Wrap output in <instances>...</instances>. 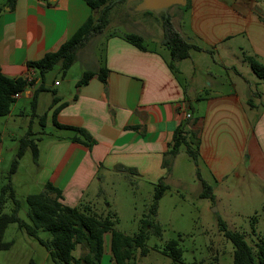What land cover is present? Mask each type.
I'll use <instances>...</instances> for the list:
<instances>
[{
    "label": "crops",
    "instance_id": "obj_1",
    "mask_svg": "<svg viewBox=\"0 0 264 264\" xmlns=\"http://www.w3.org/2000/svg\"><path fill=\"white\" fill-rule=\"evenodd\" d=\"M130 1L112 4L105 25L114 21L111 15L117 5L130 14ZM183 7L169 18L176 32L199 47L191 49L188 58L191 51L216 52L223 67L227 62L246 67L243 73L248 75L245 56L264 63V0H186ZM90 15L97 17L98 10L85 0H0V70L8 77L34 81L16 98L25 93L36 118L33 123L39 130L30 125L29 132L34 135L47 127L73 131L54 126L57 109V122L82 127L95 140L88 148L71 140L75 131L50 138L37 183L50 181L59 187L62 202L69 206L89 201L91 197L84 199V194L94 181L102 185L107 175L119 172L130 173L150 187L160 179L168 185L181 184L182 179H174L162 164L177 127L186 140L198 145L192 179L200 188L196 170L211 191L227 193L231 187L250 186L249 182L264 183V100L259 108L249 91L243 97L238 90L246 85L236 84L233 77H229L230 89L210 91L207 79L215 75L198 61L193 67H205L204 77L188 75V85L182 83L161 49L144 44L140 49L124 38V33L132 32L143 39L142 26L123 33H109L104 26L91 33L76 50L74 62L80 63V71L70 72L61 88L55 87L61 84L58 79L53 80L54 87L47 86L45 74L40 78L39 70L28 62L57 50ZM149 15L127 25H136V20L154 22L146 18ZM160 36L153 42L168 50L163 28ZM96 43L101 44L99 55ZM101 67L106 68L105 81L97 73ZM85 70L95 73L76 85ZM40 85L45 89L34 92ZM11 115L10 107L6 116ZM40 115H44L43 127Z\"/></svg>",
    "mask_w": 264,
    "mask_h": 264
},
{
    "label": "rangeland",
    "instance_id": "obj_2",
    "mask_svg": "<svg viewBox=\"0 0 264 264\" xmlns=\"http://www.w3.org/2000/svg\"><path fill=\"white\" fill-rule=\"evenodd\" d=\"M136 2L130 1V14L125 11L122 5H117V9H114L113 15H111L114 21L105 25L104 29L109 33H123L139 29L138 27L142 26L146 29L142 43L161 49L167 59L171 61L182 83L188 85V75L204 77L202 73L206 69L205 67L203 70L198 69L199 64L195 68L193 67V62L198 61L197 63L200 62L201 65H208L210 73L215 75L213 78L216 82L212 77L207 79L211 83L208 86L210 91L230 89L232 85L229 77H233L236 84L246 85L243 90L239 87L238 91H241L242 96L246 95L247 97L249 91L250 97L254 99L256 105L259 108L263 107L264 99H260V97L264 96V79L257 77L249 66L251 75L243 73L246 67H239L230 62H227V66L223 67L216 52L211 51L204 53L191 51V57L179 61L171 57L169 50L161 48L153 42V39L162 38L160 35L162 28L164 30L163 16L167 14L171 16L173 12L182 10L184 5H172L168 7L165 14L136 11L135 7L133 8ZM257 12L255 11V13ZM261 13L264 14V11L262 10ZM142 14H150V17H145L154 20V22L145 23V21L136 20V25H127L128 22H135V18H140ZM97 45L99 55L101 44L96 43V48ZM80 67L79 62H74L67 71L68 73L62 75L55 65L45 73L44 83L51 88L54 87L53 80L58 79L61 84L55 87L61 88L66 85L68 74L80 71ZM251 79H255L257 82H252ZM50 95V90L45 92L47 98ZM11 108V116H0V186L7 182L11 161L18 148V139L29 131L30 125H32L33 131L39 130V126L33 123L35 117L25 93H22L21 98L11 104ZM72 133L71 130L53 127H47L41 133L35 132L33 138L38 150L36 160L33 158L30 147L18 159L17 168L11 175V184L21 204L18 214L29 223L32 221L26 215L25 197L29 193L41 192L44 189V185L37 183L35 178L43 162L48 141L50 138ZM174 158L175 161L174 163L172 161L169 171L174 179H182L183 182L167 184L168 188L158 200L155 221L161 227V235L157 236L149 232L145 241L146 253L142 254L139 248H135L132 258L127 262L135 261L136 264H233V245L220 230L219 220L222 219L229 229L243 233L247 242L255 247L257 241L264 238V183L249 182L250 186L242 184L231 187L227 193L211 191V195L202 197L199 195L202 188L196 185L192 179L194 162L186 152L185 145L182 144L179 147ZM153 194L154 187L144 185L130 173L119 172L107 175L102 185L94 181L84 194V199L88 197L91 199L84 202L101 215L107 213L106 204H109L110 209L116 213L117 217V222L114 224L115 229L127 235H133L140 229V220L147 212L153 200ZM11 208L12 202L8 198L2 211L10 212ZM37 235L44 239H49L51 236L49 231L42 228L37 229ZM1 239L11 241L12 244L8 248L0 249V264H55L50 259L46 247L39 243L35 237L28 235L24 228H20L16 222H11L6 226ZM170 239H176L178 246L182 249V256L177 261H173L162 251L163 246ZM109 242L110 232H105L104 250L106 254L104 260L106 263L104 264H115L110 257ZM86 251L85 245L78 244L72 254L74 257H80Z\"/></svg>",
    "mask_w": 264,
    "mask_h": 264
},
{
    "label": "trees",
    "instance_id": "obj_3",
    "mask_svg": "<svg viewBox=\"0 0 264 264\" xmlns=\"http://www.w3.org/2000/svg\"><path fill=\"white\" fill-rule=\"evenodd\" d=\"M85 1L92 10H98V16L90 15L57 50L47 52L41 58L28 62L30 66H34L39 70L40 78L55 65L58 66L60 73L65 75L75 61L77 48L85 42L91 33L98 32L105 26L106 14L112 4L116 1L124 0ZM163 26L165 31L163 43L168 48L171 57L180 60L188 57L191 49H199L195 43L176 32L168 14L163 16ZM123 36L136 47L144 48L142 37L139 34L131 32L124 33ZM245 60L253 73L260 79H264V64L252 56H245ZM169 65L173 67L171 61H169ZM94 73L92 70H85L76 85L86 83ZM97 73L99 78L105 81L106 68L101 67ZM33 82V80H28L24 77H8L0 70V116L9 113L11 104L16 100L13 95L24 91ZM44 89L40 85L34 92ZM35 97L34 94L31 99L33 103L35 102ZM52 101L55 102L54 100ZM56 112L57 109L53 111L54 126L72 129L76 134L71 137V140L83 143L90 148L95 140L91 138L88 132L82 127L57 122L55 119ZM39 121L40 126L43 127L44 115L39 116ZM182 144L185 145L186 152L192 158L194 164H197L198 145L191 144L186 140L181 127H177L173 132L171 141L168 143V148L162 161V164L168 170H170L173 158ZM28 147L31 148L33 158L36 160L38 150L33 134L29 131L18 139V148L11 161L7 182L0 186V249L8 248L12 244L11 241H3L1 238L6 226L11 222H16L20 228H24L28 235L35 237L39 243L46 247L50 259L55 264H104L106 263L104 260L106 254L104 250V233L110 232L109 253L111 260L115 264H136L135 261L127 262L133 256V249L139 248L140 252L145 254L147 251L145 241L148 233L152 232L157 236L161 235V227L155 221V216L158 200L168 188V185L161 179L154 186L153 200L140 220V229L133 235H127L115 229L114 224L117 222V217L116 213L110 209L109 204H106L107 213L104 215L97 214L85 202H79L74 206L66 205L62 202L61 189L50 181L44 183L43 191L26 195V215L32 223L22 219L18 214L21 204L11 184V175L17 168L18 159ZM196 174L202 185L199 195L202 197L211 195V186L200 178L197 170ZM8 198L12 202L11 211L3 212L4 203ZM38 228L49 231L51 234L50 238L39 237L37 235ZM219 228L233 245V264H264V238L259 239L255 247H253L247 242L243 233L229 229L222 219L219 220ZM78 244L85 245L87 251L80 257H74L72 251ZM162 251L173 261L179 260L182 256V249L178 246L176 239L168 240Z\"/></svg>",
    "mask_w": 264,
    "mask_h": 264
},
{
    "label": "water",
    "instance_id": "obj_4",
    "mask_svg": "<svg viewBox=\"0 0 264 264\" xmlns=\"http://www.w3.org/2000/svg\"><path fill=\"white\" fill-rule=\"evenodd\" d=\"M137 1L135 9L139 11L147 10L155 13H165L172 5H185L186 0H132Z\"/></svg>",
    "mask_w": 264,
    "mask_h": 264
},
{
    "label": "built area",
    "instance_id": "obj_5",
    "mask_svg": "<svg viewBox=\"0 0 264 264\" xmlns=\"http://www.w3.org/2000/svg\"><path fill=\"white\" fill-rule=\"evenodd\" d=\"M13 96L17 98L19 96V93H15ZM187 116H189V114H187Z\"/></svg>",
    "mask_w": 264,
    "mask_h": 264
}]
</instances>
